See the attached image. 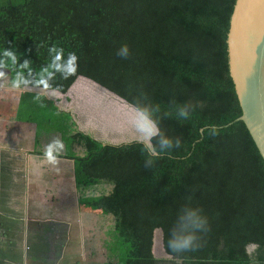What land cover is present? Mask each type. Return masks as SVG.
<instances>
[{
	"label": "trees",
	"instance_id": "1",
	"mask_svg": "<svg viewBox=\"0 0 264 264\" xmlns=\"http://www.w3.org/2000/svg\"><path fill=\"white\" fill-rule=\"evenodd\" d=\"M235 2L0 0L3 83L66 93L86 77L136 108L158 106L160 131L180 138L146 167L137 139L103 143L54 99L33 97L36 145L55 138L53 155L74 159L78 185L94 191L89 208L115 218L112 264H249L251 243L256 264H264V158L238 119L228 60ZM122 43L127 57L117 55ZM69 54L76 57L70 74ZM184 105L190 112L181 119L176 109ZM186 205L207 216V231L195 250L172 252L167 241ZM156 229L169 257L154 253Z\"/></svg>",
	"mask_w": 264,
	"mask_h": 264
},
{
	"label": "crops",
	"instance_id": "2",
	"mask_svg": "<svg viewBox=\"0 0 264 264\" xmlns=\"http://www.w3.org/2000/svg\"><path fill=\"white\" fill-rule=\"evenodd\" d=\"M32 116L7 120V134L2 135L5 131L0 134V167L4 158H9L12 166L8 169L12 175L8 174V166L5 174L0 172V264H112L108 241L115 218L100 209L89 208L87 196L94 191H84L78 185L74 159L55 156L58 166L62 164L67 171L72 170V174L67 172L66 182L62 180L66 171L62 174L61 169L48 167L38 180L32 178L29 170L36 165L42 170L41 160H47L49 146L53 149L56 145L55 138L36 145L37 127ZM10 121H16L14 128ZM30 127L33 133H29ZM82 207L106 217L97 223L104 231L96 242L85 236L84 227L95 221L81 220Z\"/></svg>",
	"mask_w": 264,
	"mask_h": 264
},
{
	"label": "rangeland",
	"instance_id": "3",
	"mask_svg": "<svg viewBox=\"0 0 264 264\" xmlns=\"http://www.w3.org/2000/svg\"><path fill=\"white\" fill-rule=\"evenodd\" d=\"M35 94L38 96L40 94L46 95L54 99L61 108L69 109L73 113L79 128L92 133L104 142L122 143L138 137L135 126L137 108L115 93L82 76L76 80L66 93L49 90L44 87L6 86L3 85L2 79H0V134L8 130L7 126L9 123L7 120H11V118L13 120L17 117L22 118V115L27 116V119L34 113L35 101L33 97ZM10 124L14 128L16 121H10ZM29 133H33V127H30ZM6 134L7 132L5 131L2 135L5 136ZM2 161L3 165L0 167V172L5 174V167L8 166V174L12 175L8 170L12 168L9 162L10 159L4 158ZM17 161L22 162L21 159ZM57 163L58 160L53 164L48 159L44 161L42 159L41 164L43 165L40 166L42 170H39L37 165L34 169L29 170L32 172L31 175H34L32 178L38 180L48 168H53L55 171L61 169L62 174L66 171L62 176V180L66 182L67 172L72 174V170L69 172L62 164L58 166L59 164ZM16 171L19 172L17 169ZM15 179L18 180L17 177ZM72 210L73 208L71 207ZM80 212V215H82L81 220L86 218V220L95 221L85 226L84 232L85 236H91L96 242L99 234H103L104 231L97 227V223H99L101 217L106 218L105 215L90 213L83 207L80 208ZM72 213H74V210ZM153 250L158 257H169L163 245V231L161 229H156L155 231Z\"/></svg>",
	"mask_w": 264,
	"mask_h": 264
},
{
	"label": "water",
	"instance_id": "4",
	"mask_svg": "<svg viewBox=\"0 0 264 264\" xmlns=\"http://www.w3.org/2000/svg\"><path fill=\"white\" fill-rule=\"evenodd\" d=\"M227 44L230 74L242 108L238 119L245 122L264 158V0H236Z\"/></svg>",
	"mask_w": 264,
	"mask_h": 264
},
{
	"label": "clouds",
	"instance_id": "5",
	"mask_svg": "<svg viewBox=\"0 0 264 264\" xmlns=\"http://www.w3.org/2000/svg\"><path fill=\"white\" fill-rule=\"evenodd\" d=\"M50 51H52L50 49ZM117 55L127 57L129 55V46L127 43H122L117 49ZM54 61L60 60L59 51L53 57ZM76 57L69 54L67 58V72L70 74L75 71ZM56 70H61L59 64L55 65ZM20 81H13L12 86L16 87ZM43 83V81H41ZM158 111L156 105H144L136 110V129L138 132L137 143L141 145V150L146 153L147 158L144 163L145 166H151L154 158L163 155L166 150L173 147H179L181 141L179 137L172 138L160 131L157 120L153 117V113ZM190 106L184 105L177 107L176 115L178 118L186 119L189 116ZM211 134H216L215 126H212ZM156 138L153 142V138ZM59 141H57V144ZM47 159L55 163L56 158L53 155L51 146L46 152ZM208 218L199 207L186 205L178 213L176 223L171 229L167 246L172 252H186L195 250L200 246V235L207 231ZM257 245L251 243L245 245L244 251L248 255L249 264H256V257L254 255Z\"/></svg>",
	"mask_w": 264,
	"mask_h": 264
}]
</instances>
